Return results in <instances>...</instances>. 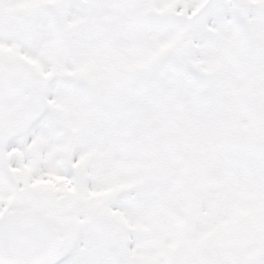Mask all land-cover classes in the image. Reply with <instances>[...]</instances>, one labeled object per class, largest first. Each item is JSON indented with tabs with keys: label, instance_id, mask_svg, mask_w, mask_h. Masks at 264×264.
<instances>
[{
	"label": "snow or ice",
	"instance_id": "1",
	"mask_svg": "<svg viewBox=\"0 0 264 264\" xmlns=\"http://www.w3.org/2000/svg\"><path fill=\"white\" fill-rule=\"evenodd\" d=\"M0 264H264V0H0Z\"/></svg>",
	"mask_w": 264,
	"mask_h": 264
}]
</instances>
